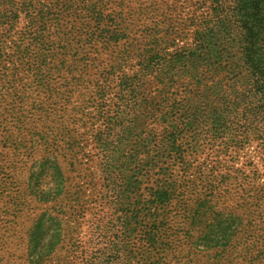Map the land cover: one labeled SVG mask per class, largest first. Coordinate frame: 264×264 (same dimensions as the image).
<instances>
[{
  "label": "trees",
  "instance_id": "trees-1",
  "mask_svg": "<svg viewBox=\"0 0 264 264\" xmlns=\"http://www.w3.org/2000/svg\"><path fill=\"white\" fill-rule=\"evenodd\" d=\"M149 1L0 0V110L23 117L13 124L30 147L55 141L64 130L47 129V123L58 100L67 102L74 84L93 75L92 90L85 93L94 91L103 104V128L95 129L94 138L116 211L100 226L101 240L89 249L80 245L77 255L70 250L68 257L60 256L67 250L61 240H42L38 218L22 264H194L174 254L181 217L190 226L202 217L196 243L204 248L221 245L241 224L238 214L218 210L214 202L230 194L232 177L219 174L217 160L205 172L208 163L198 161V152L216 144L224 154L254 142L264 161V0H191L198 14L190 23V42L183 40L184 28L175 32L162 25L165 15L154 27L131 33L134 15L137 21L147 12L154 15ZM173 33L183 42L171 50ZM26 104L39 118H26ZM108 105L114 108L106 110ZM149 118L158 131L140 129L141 119ZM26 124L31 127L23 133ZM35 163L26 170L29 181L46 159ZM53 164L46 167L61 176L53 196H61L66 177L61 164ZM45 195L39 194L41 204ZM241 197L247 208L264 212V184L248 187ZM173 202L183 215L169 208ZM255 218L264 224V216Z\"/></svg>",
  "mask_w": 264,
  "mask_h": 264
},
{
  "label": "rangeland",
  "instance_id": "rangeland-1",
  "mask_svg": "<svg viewBox=\"0 0 264 264\" xmlns=\"http://www.w3.org/2000/svg\"><path fill=\"white\" fill-rule=\"evenodd\" d=\"M190 2L191 0L149 1L155 4L156 9L148 2L143 3L145 6L150 5L149 9L154 10V15L147 12L145 18L139 21L136 16L138 14L134 15L133 20L129 21L131 33L154 27L165 15L167 24L162 25L170 27L175 32L184 28L183 32L187 38L183 40L190 42L188 40V37L191 38L190 23L198 14V9ZM143 15L142 13L140 16ZM21 23L22 20H19V25ZM173 35L174 33L169 36L174 40L171 50L183 42L174 39ZM91 76L87 73L81 78L83 82L81 85L74 84L72 87L74 91L69 93L71 98L67 102L58 100L54 115L49 116L54 121L47 123V129L56 126L58 130H64L55 141L51 139L48 142H35L30 147L31 143L21 137V131L13 124L21 115L0 110V264L23 263L24 244L30 228L38 218L41 220L39 236H42V240H61L67 250H62L60 256L68 257L67 253L72 255L74 252V255H77L80 245L83 244L89 249L98 239L101 240L100 226H104L116 216L112 199L107 193L105 180L100 172L101 153L94 138L95 129L103 128L102 116L99 113L103 104L96 98L94 91L85 93L91 86L88 82H93L90 81ZM26 81L28 80L25 78L18 81L15 87H20ZM32 86L30 83L29 89ZM4 91L5 86L0 82V95ZM111 99L114 100L112 92H109L106 95V103L111 105ZM50 101L51 99H48L45 103ZM0 104L3 105L1 102ZM109 105L106 106V110L114 108ZM24 115L26 118L40 116L31 111L30 104H26ZM141 121H143L140 125L141 130L147 133L151 129L158 131L156 125L150 123V118ZM25 127L27 130L22 131L23 133H27L31 126L26 124ZM40 159H46V163L37 168L29 181L31 174L26 173V170L35 161L37 163L34 166L38 165ZM202 160L208 163L205 172L209 171L213 162L217 160L219 174H228L232 177L230 182L227 181L230 194H223L218 200L216 197L217 201L214 202L218 210H231L238 214L241 224H238L236 232L232 229L228 231L221 240V245L206 249L196 243V238L200 236L201 230L203 231L202 217L197 220L195 226H190L181 217L180 226L183 230L174 242L177 246L174 254L178 257L184 256V259L188 262L194 261V264H211L218 258L221 261L217 264H264V224L255 221V216H264V212L253 207L247 208L242 204L244 198L241 197L248 187H260L264 184V161L257 145L250 142L242 149L233 151L230 148L222 154L220 147L212 144L211 147L205 146L199 150L198 161ZM49 162L60 163L64 170L62 173L66 179L63 180L61 196H53L58 184L55 179L58 180L61 176L57 174L56 169L52 173V170L46 167ZM36 174L37 177L34 178ZM28 182L29 186H26ZM40 192L46 194L43 197V204L39 202ZM190 199L194 200V197ZM169 208L183 215L177 202H173ZM187 230L192 238L185 234ZM55 233L57 235H54ZM191 241H194L192 243L194 249H191ZM72 249L75 250L69 252Z\"/></svg>",
  "mask_w": 264,
  "mask_h": 264
}]
</instances>
